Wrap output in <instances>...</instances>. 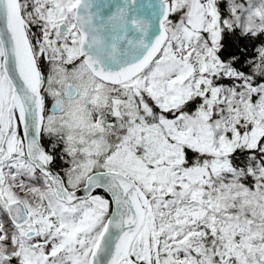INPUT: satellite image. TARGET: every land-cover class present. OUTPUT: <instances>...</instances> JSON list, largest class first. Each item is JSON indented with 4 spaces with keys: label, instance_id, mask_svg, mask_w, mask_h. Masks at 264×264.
<instances>
[{
    "label": "snow or ice",
    "instance_id": "6c2138e0",
    "mask_svg": "<svg viewBox=\"0 0 264 264\" xmlns=\"http://www.w3.org/2000/svg\"><path fill=\"white\" fill-rule=\"evenodd\" d=\"M0 264H264V0H0Z\"/></svg>",
    "mask_w": 264,
    "mask_h": 264
}]
</instances>
